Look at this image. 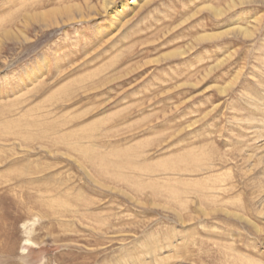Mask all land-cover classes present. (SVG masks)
<instances>
[{"label": "rangeland", "instance_id": "374dc122", "mask_svg": "<svg viewBox=\"0 0 264 264\" xmlns=\"http://www.w3.org/2000/svg\"><path fill=\"white\" fill-rule=\"evenodd\" d=\"M131 1L0 0V264H264V0Z\"/></svg>", "mask_w": 264, "mask_h": 264}, {"label": "bare ground", "instance_id": "6f19581e", "mask_svg": "<svg viewBox=\"0 0 264 264\" xmlns=\"http://www.w3.org/2000/svg\"><path fill=\"white\" fill-rule=\"evenodd\" d=\"M136 1H138V0H132L131 1V4H132V2H136ZM140 1V0H139ZM142 1H144V2H142V3H147V2H149V1H147V0H142ZM254 2H256L255 0H230L229 1V3H228V5H227V7H228V11L229 10H232L233 11V19H232V25H230V26H232V28H231V34L232 35H236V36H242L243 38H248V37H251V36H253V31H252V29H250L249 28V26L248 25H242L240 22L241 21H244L246 24L248 23L249 24V19H248V15H240L241 13H240V11H238V8H239V6H241V5H244V4H250V3H254ZM135 4H138V3H135ZM85 5H86V7H87V9L86 8H84V6L83 5H79V4H76V5H74V6H67V7H65V9H52L51 11H46V12H40V13H38V14H34V15H37V20H39V21H41L42 23V26L43 27H49L52 23H57L58 25H59V22H55V21H57L58 20V18L55 16L56 14H57V12L61 15V19L62 18H64V15H66V13H67V15H68V17L70 18V20H77V19H79V20H87V19H89V18H91V17H94V16H96V15H98V11H96L95 10V5H91L90 4V2H89V0H85ZM109 5H110V1L108 2V1H104V3L103 4H101V8H103L104 9V11H107V9H108V11H109V9H110V7H109ZM125 5L127 6L128 5V3H123V10L122 9H119V8H116V7H113L114 9H112L111 11L113 12V14H111V24H114L115 25V31H118L121 27H123V25H124V23H126L127 22V20H126V18L125 19H123L122 18V14H124L123 12L125 11L124 10V8H125ZM145 5V4H144ZM138 6V5H137ZM74 7H77L78 8V14H74L73 13V10H74ZM68 8V9H67ZM112 8V7H111ZM219 14H223L224 12L222 11V10H218V9H215ZM101 13V12H100ZM55 14V15H54ZM105 14V13H104ZM258 21V20H257ZM52 22V23H51ZM255 26V25H254ZM97 29H98V31H97V34H101L102 32H101V27L99 26V25H97ZM259 30V29H258ZM109 31V30H108ZM12 32H8L7 33V35H9V37L10 36H12ZM203 37H202V39H204L205 37H210V36H207V35H202ZM212 36H216V35H212ZM262 40H264V39H262ZM261 40V41H262ZM102 41V40H101ZM262 51V50H261ZM173 53V52H172ZM183 53V51H180L179 52V54H182ZM101 54V53H100ZM258 54V53H257ZM98 55V54H97ZM97 55H95V57H99V56H97ZM260 55V54H259ZM255 56H257V55H255ZM99 58H101V57H99ZM253 58H255V57H253ZM257 59V58H256ZM70 61H71V59H69ZM233 60V59H232ZM89 62H88V64H90V62L92 61V60H88ZM44 62H45V67H46V69H47V71H49L50 73H52L51 72V68L50 67H48V63L49 62H47V60L45 59L44 60ZM81 65H83L82 63L81 64H79V66H81ZM259 65V64H258ZM63 67V66H62ZM83 67V66H82ZM50 68V69H49ZM74 68V67H73ZM78 68V67H77ZM105 68H106V66H105ZM99 70L101 71V69L99 68ZM104 70V69H103ZM102 70V71H103ZM44 71H46V70H44ZM94 71H95V69H94ZM101 71V72H102ZM254 71V70H253ZM75 72H79V70L78 69H72V70H67V69H62L61 68V65L60 64H57L56 65V74H57V77H63V78H65V77H68L69 75H71V74H73V73H75ZM90 72V71H89ZM96 72V71H95ZM95 72L93 73V74H95ZM97 72H99L98 70H97ZM96 72V73H97ZM83 73V72H82ZM259 73V72H258ZM261 73V72H260ZM55 74V73H54ZM55 74V75H56ZM90 74H91V72H90ZM97 74H99V73H97ZM48 75V74H47ZM86 75H88V74H86ZM255 75V74H254ZM86 77V76H85ZM29 79V78H28ZM30 111V110H29ZM14 114H11V113H9V116H7L6 117V119L4 120V121H0V125H3V126H9V127H11V126H14V125H16V124H19L20 126L22 125V124H31V123H24V121L22 120V118L20 117V118H13L12 116H13ZM24 115V114H23ZM26 117V116H25ZM36 118V117H35ZM43 118V117H42ZM27 120V119H26ZM34 121V120H33ZM54 121V120H53ZM27 122H28V120H27ZM42 124H52V126L53 127H55L58 123L57 122H49L48 120L46 121V122H41ZM40 123V124H41ZM33 124H38V121H35L34 123H32V125ZM41 124V125H42ZM56 124V125H55ZM59 124H65V123H60L59 122ZM68 124V123H67ZM28 126V125H27ZM43 128V127H42ZM56 128V127H55ZM12 129V128H11ZM35 129V128H34ZM45 129V128H44ZM51 129V128H50ZM49 129V130H50ZM54 130V129H53ZM53 130H50L49 132H51V131H53ZM30 131V130H29ZM47 131H48V128H47ZM54 131H56V130H54ZM58 131V130H57ZM60 131L62 132V130L60 129ZM44 132V133H43ZM43 132H41V133H43V135H38L39 136V138H47V137H50V135L52 134V133H54V132H51V133H49V132H46V131H43ZM59 132V131H58ZM70 132V131H69ZM74 131H71L70 133L72 134ZM14 133H18V132H14ZM69 133V134H70ZM11 134V133H10ZM68 134V135H69ZM89 134V133H88ZM87 134V135H88ZM38 136L37 135H35V136H31V135H23V139H25V140H29V139H32V140H35L36 138H38ZM41 136V137H40ZM62 136V135H61ZM64 136V135H63ZM71 136V135H70ZM84 136V135H83ZM85 136H86V134H85ZM89 136V135H88ZM95 136V135H94ZM10 137V136H9ZM8 137V138H9ZM91 137V136H90ZM97 137V136H96ZM7 138V139H8ZM98 140V139H97ZM82 141V140H81ZM28 142V141H27ZM87 142H89L88 143V145H85V144H83V145H81L80 147L81 148H83V149H81V150H83V151H85V150H88V149H90V146H91V144H92V142H91V140H89V141H87ZM93 142H95V141H93ZM95 144H97V143H95ZM102 146V145H101ZM67 147L68 148H70L71 150L72 149H74V146H73V144H68L67 145ZM76 149V148H75ZM91 151V150H90ZM76 152V151H75ZM78 152V151H77ZM107 152V151H106ZM95 154V156H92V157H90V158H87L86 156H83L84 158H82V161L81 162H79V160H76V163H77V165H78V167L81 169V171L83 172V173H85L86 175H88V176H90V177H92V174H91V172L89 171V167H87V166H90V164L92 165V166H94L97 162H96V160L95 159H100L101 161H102V165H103V163L106 165L105 167L106 168H108L110 165L112 166V165H114V164H117V162L119 163V161H121L122 160V154H113V156H112V153L111 152H108V153H106V154H104V153H99V152H95L94 153ZM90 156V155H89ZM95 157V158H94ZM113 157H115V158H113ZM113 158V159H112ZM180 160V159H179ZM123 161V160H122ZM132 165H136V167H138L139 166V163H134V164H132ZM115 166V165H114ZM135 167V168H136ZM37 169V168H36ZM103 169H105V168H103ZM35 170V169H34ZM109 171V170H108ZM34 172H39L38 170H36V171H34ZM121 177V176H120ZM119 176L116 178V180H114V181H119L121 178H120ZM93 178V177H92ZM113 181V180H112ZM121 181H122V179H121ZM125 181V180H124ZM129 184V183H128ZM127 184V185H128ZM130 185V184H129ZM206 187V190H207V186H205ZM204 187V188H205ZM53 188H54V186H53ZM205 190V189H204ZM203 190V191H204ZM205 190V191H206ZM213 190H214V188H213ZM220 190V189H219ZM200 191H202V190H200ZM208 191H209V189H208ZM189 192V191H188ZM211 193H215V192H212V191H210ZM193 193H194V191H193ZM196 193H197V191H196ZM201 193V192H200ZM203 193V192H202ZM201 193V194H202ZM206 193V192H205ZM204 193V194H205ZM208 193V192H207ZM211 193H209V195H211ZM183 194V193H182ZM201 194H200V196H201ZM57 195V194H56ZM186 195V194H185ZM192 195V194H191ZM199 195V194H198ZM50 196H51V194H50ZM195 196H196V194H195ZM206 196L208 197V194H206ZM186 197V196H185ZM198 197V196H197ZM204 197V196H203ZM202 197V198H203ZM206 197V198H207ZM213 197V196H212ZM215 197V196H214ZM78 198V197H77ZM190 198H192V196L190 197ZM200 198V197H199ZM217 198V197H216ZM85 199V198H84ZM185 199H188V198H185ZM218 199V198H217ZM48 200V199H47ZM86 200H87V202H88V199L86 198ZM90 200V199H89ZM192 200H193V198H192ZM199 200V199H198ZM178 201V200H177ZM44 202V201H43ZM43 202H40V203H43ZM46 202V201H45ZM186 202V201H185ZM76 203H78V204H82L83 203V199H80V198H78V199H76ZM89 203V202H88ZM183 203H184V201H183ZM90 205V204H89ZM86 206H88V204L86 205ZM83 208H84V206H82ZM90 208V207H89ZM95 213H89L86 217H92L93 215H94ZM109 224V223H108ZM108 230V229H107Z\"/></svg>", "mask_w": 264, "mask_h": 264}]
</instances>
